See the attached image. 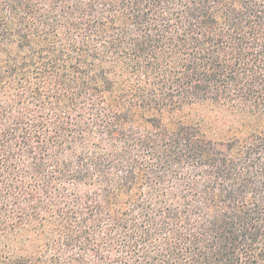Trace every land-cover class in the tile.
<instances>
[{
  "label": "trees",
  "instance_id": "obj_1",
  "mask_svg": "<svg viewBox=\"0 0 264 264\" xmlns=\"http://www.w3.org/2000/svg\"><path fill=\"white\" fill-rule=\"evenodd\" d=\"M0 264H264V0H0Z\"/></svg>",
  "mask_w": 264,
  "mask_h": 264
}]
</instances>
